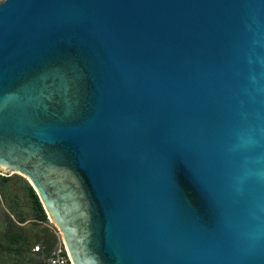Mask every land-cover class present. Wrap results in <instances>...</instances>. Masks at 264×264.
<instances>
[{"label": "water", "instance_id": "water-1", "mask_svg": "<svg viewBox=\"0 0 264 264\" xmlns=\"http://www.w3.org/2000/svg\"><path fill=\"white\" fill-rule=\"evenodd\" d=\"M0 174L72 264H264V0H1Z\"/></svg>", "mask_w": 264, "mask_h": 264}, {"label": "trees", "instance_id": "trees-1", "mask_svg": "<svg viewBox=\"0 0 264 264\" xmlns=\"http://www.w3.org/2000/svg\"><path fill=\"white\" fill-rule=\"evenodd\" d=\"M22 180L26 185L29 217L13 198L11 177L0 175V264H43V259L36 263L35 255L44 257L59 243L56 232L48 227V216L38 195L26 179ZM2 202L9 212L2 210ZM33 227L41 228L35 237ZM37 245L43 248L42 252L33 251Z\"/></svg>", "mask_w": 264, "mask_h": 264}, {"label": "rangeland", "instance_id": "rangeland-1", "mask_svg": "<svg viewBox=\"0 0 264 264\" xmlns=\"http://www.w3.org/2000/svg\"><path fill=\"white\" fill-rule=\"evenodd\" d=\"M1 176H3V175H1ZM9 177H11V180H12L11 181V185H12V193L14 195L13 198L19 204V207L25 212V216L29 217L30 216V208L28 207V202H27V199H26V190H25L26 185H25V183L22 180L24 178L19 176V175H12V176H9ZM1 208H2L3 211L9 212L3 202L1 203ZM48 227L52 231L56 232V234L58 235L59 240H60L61 236H60V233L58 232L57 228L55 227V225L49 221ZM40 229L41 228L33 227L31 229L32 236L35 237L39 233ZM34 258L36 260V263H39L41 261V259H43V256L42 255L41 256L40 255H38V256L35 255Z\"/></svg>", "mask_w": 264, "mask_h": 264}, {"label": "built area", "instance_id": "built-area-1", "mask_svg": "<svg viewBox=\"0 0 264 264\" xmlns=\"http://www.w3.org/2000/svg\"><path fill=\"white\" fill-rule=\"evenodd\" d=\"M40 245L34 247L33 251L35 253L42 252ZM43 264H72L71 259L67 253V250L62 242L51 248L49 252L43 257Z\"/></svg>", "mask_w": 264, "mask_h": 264}]
</instances>
